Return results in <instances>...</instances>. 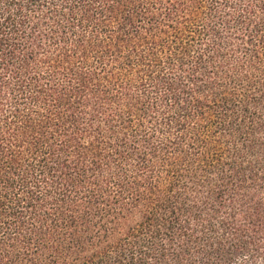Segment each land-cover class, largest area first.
<instances>
[{"label":"trees","instance_id":"trees-1","mask_svg":"<svg viewBox=\"0 0 264 264\" xmlns=\"http://www.w3.org/2000/svg\"><path fill=\"white\" fill-rule=\"evenodd\" d=\"M0 264H264V0H0Z\"/></svg>","mask_w":264,"mask_h":264}]
</instances>
